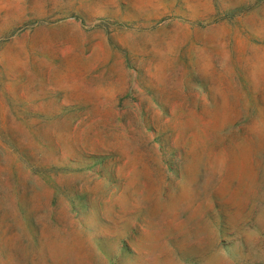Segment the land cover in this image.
I'll list each match as a JSON object with an SVG mask.
<instances>
[{"label": "rangeland", "instance_id": "rangeland-1", "mask_svg": "<svg viewBox=\"0 0 264 264\" xmlns=\"http://www.w3.org/2000/svg\"><path fill=\"white\" fill-rule=\"evenodd\" d=\"M0 264H264V0H0Z\"/></svg>", "mask_w": 264, "mask_h": 264}]
</instances>
